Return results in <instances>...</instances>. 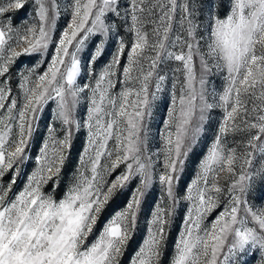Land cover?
I'll use <instances>...</instances> for the list:
<instances>
[{
  "label": "snow or ice",
  "instance_id": "6c2138e0",
  "mask_svg": "<svg viewBox=\"0 0 264 264\" xmlns=\"http://www.w3.org/2000/svg\"><path fill=\"white\" fill-rule=\"evenodd\" d=\"M181 204L167 264H264V0H0V264H164Z\"/></svg>",
  "mask_w": 264,
  "mask_h": 264
},
{
  "label": "rangeland",
  "instance_id": "374dc122",
  "mask_svg": "<svg viewBox=\"0 0 264 264\" xmlns=\"http://www.w3.org/2000/svg\"><path fill=\"white\" fill-rule=\"evenodd\" d=\"M218 2H219V0H217V4H218ZM23 16H24V12H22V11L16 13L15 14L16 19L14 20V23L19 22ZM64 23H65V18L62 15L61 18L57 22V27L59 28ZM109 59H110V54L108 52H106L104 54L103 58H101L99 60V62L97 63V65H96L97 70L102 68L104 66V64H106L108 62ZM25 63H27V61H25ZM16 71H17V69L13 68L12 72H13V81L14 82L16 80ZM212 84L214 87H216L217 91L222 90V76L213 77L212 78ZM13 86L15 87V83L13 84ZM161 98L163 99V95ZM53 108H54V105H53ZM163 115H164L163 108L160 107L159 105L153 109V116H152V119H151L150 124H149L151 133H157L160 130V128L162 127L161 120L163 119ZM218 116H219V110H214L211 113V122L213 125H215V122H216ZM46 122H50V121L42 120L40 125H39L38 132L34 134L33 141H32L33 148H32V153L30 154L31 157H34L36 154H38V145L41 144L43 142V139L46 138V136H47V130L45 127ZM84 135H85L84 131L82 130L80 133H78L73 138V146L71 149L69 160L66 164V168L71 169L73 172L75 171L76 164L78 162V155L82 151V143H83ZM211 135H212V129L206 128V134L201 137V141L195 146L194 151L199 153L202 149H204L206 143L211 142V140H210ZM192 159L193 158L190 156L189 162L186 165L185 180L189 179L190 176L194 174L195 164L192 163ZM32 166H33L32 164H29V166H28L29 169ZM19 186H22V185L14 186L13 192L17 191ZM183 188H184V180H182L181 184H180L181 191L183 190ZM46 191H47V189H46ZM157 195H158V193H157ZM147 199L150 203L154 202L152 195H149L147 197ZM253 202L256 204L261 203L259 200H255ZM183 211H184V205L181 204L177 208V217L174 220V223L171 227V234L169 236L168 245L165 249L164 257H163L164 264H167V262L170 261V259H171L170 254L172 252L173 243L175 241V238L177 236V233H178V230L180 227V223H181L180 217L183 215ZM218 211H219V209L214 211L210 215L209 220L213 219L215 217V215L218 214ZM146 223H147L146 217L142 216L140 218V222L138 224V228L141 230V232H146ZM139 241H140V235L138 234L134 238V240L132 242H130L129 248H128L127 252L125 253V256L122 258V264H129L130 257L132 255V253L134 252V250L136 248H138Z\"/></svg>",
  "mask_w": 264,
  "mask_h": 264
}]
</instances>
